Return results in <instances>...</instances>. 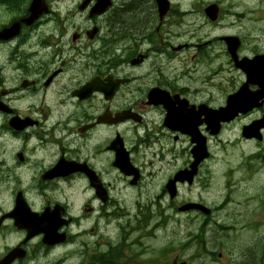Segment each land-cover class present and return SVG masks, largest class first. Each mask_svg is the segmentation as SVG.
<instances>
[{
	"label": "flooded vegetation",
	"instance_id": "flooded-vegetation-1",
	"mask_svg": "<svg viewBox=\"0 0 264 264\" xmlns=\"http://www.w3.org/2000/svg\"><path fill=\"white\" fill-rule=\"evenodd\" d=\"M33 1L0 0V246H28L32 257L37 258L62 245L48 247L42 238L35 237L25 240L27 231L15 225L19 195L30 213H41L62 202L64 216L72 218L59 229L67 234L66 242L73 241L71 233H79L73 225L77 219L104 214L116 194L141 196L149 185L146 181L152 179L162 191L159 198L169 196L168 182L191 167L196 146L180 120L193 117L194 106L201 102L222 106L246 83V94L255 97L262 87L249 80V72L254 70V78L264 76V72L252 64L248 71L238 67L220 37H199L185 45L184 33L171 29L177 12L173 0H169L170 10L163 17L157 0H106L109 5L101 14L94 12L102 0H43V13L30 20ZM73 4H77L76 9ZM220 17L212 25H218ZM184 22L187 31L194 27L191 21ZM263 22L264 16H255L248 25L251 28ZM239 35L240 58L264 54V34L256 38L258 44L253 49L248 47L253 42L248 40V33ZM217 41L220 48L215 46ZM218 49L221 54H217ZM195 59L208 63L212 77L224 80L226 86L221 82L219 91L222 104H213L214 95L206 94L199 84L186 78L185 61ZM185 100L190 104L186 110ZM255 112L260 118L264 105L223 124L214 136L205 125L201 131L212 146L218 143L223 148L243 150L246 146H262L264 129L260 130L261 139L245 136L243 126L226 130ZM212 146L211 157L199 164L194 182H181L175 199L186 185L199 188L194 195L200 193L201 186L207 190L215 172ZM126 156V166L138 168L136 173L129 166L127 171L134 174H126L119 165ZM58 166L66 175L48 177ZM90 170L102 182L108 201L92 183ZM58 181L66 182L69 190L77 187L79 205L77 196L73 202H66L65 197L56 200V195L51 201L50 192L44 188ZM253 194L256 196L255 191ZM39 197L47 202L42 207ZM196 199L212 208L207 198ZM249 207L250 200L241 206L244 212ZM216 211L213 207L208 214L201 210H195V214L204 218V228H211L210 218ZM146 217L140 213L137 222L142 231L147 226ZM86 226L78 238L88 243L85 247L80 244L84 247L80 250L82 264H100L103 244L98 238L83 237L87 236ZM12 234L16 237L11 238ZM37 241L44 245L43 251L32 250ZM206 242L212 244L213 240L208 238ZM113 253L112 262L117 264L120 249L116 247ZM20 262L23 264L24 259L12 264ZM161 263L167 264V260Z\"/></svg>",
	"mask_w": 264,
	"mask_h": 264
},
{
	"label": "rangeland",
	"instance_id": "rangeland-1",
	"mask_svg": "<svg viewBox=\"0 0 264 264\" xmlns=\"http://www.w3.org/2000/svg\"><path fill=\"white\" fill-rule=\"evenodd\" d=\"M195 1L196 3L193 4ZM200 1H204L202 3L203 9L207 5L206 2L215 1L220 3L224 9V12L218 25H212L209 19L205 16L203 10L199 7ZM174 2L177 4L181 3V6L179 7V13H182L184 9V11L190 13H186L188 16L186 21H191L194 23V27L190 31H201L207 27L205 31L212 30L216 31L217 33L221 32L222 34H236L239 36V33L247 32L248 40H253L252 43L248 44V47L251 49L255 48L258 44L256 38L264 34V22L258 26H253L250 28L247 21L244 18L239 19L238 16L245 15L246 13L258 14V8L256 7L258 5V0H242L241 5L237 4V0H191L192 4L190 3V0H174ZM61 4L64 5V2ZM190 8L195 10H191ZM229 9L230 15H228ZM198 12L202 15L203 19H201ZM179 13L177 15V30L183 31L186 30V24L184 23L183 17L184 14L181 15ZM234 14L238 15L233 18L235 22H232L230 19ZM189 15L192 17H189ZM247 20H252V18L248 16ZM253 118H255V115L245 118L239 123V125L249 122ZM248 149V146H246L244 150L239 147H230L226 151V155H224L221 150V146H216L214 148V159L211 161V164H213V168L215 170L214 177L213 180L210 179V182L207 183V190L201 186L200 193L193 196V194L196 193L199 188L197 186L186 187L181 197L177 200V202H174V205H179L182 202L197 200L194 197L203 196L207 198V202L215 206V203L219 200L226 185L231 184L228 188L229 198L225 196L219 202L218 210L216 211L215 215L210 218L213 223L209 222L210 225L208 226L214 227L216 225L223 224L229 218V212L225 209V206L228 204V202L230 212L244 213L241 206L242 204L246 203L247 200H250L251 207L246 209V212H255V214L252 215L250 219L254 220L257 218L259 222L263 221V223L256 227L249 226V228L246 230H240L235 236H223L221 238L223 241L219 243L216 255L214 256L213 254H207L208 259L213 261V264H223V262L225 264H242L243 262L246 264H264V190L258 191L256 188L257 185L264 182V158L254 162L253 165L255 169L252 175L248 173L245 163L243 170L240 166L235 169H231L232 178L229 173H226L230 165L234 163V160L239 158L238 153L242 158L243 152H247ZM258 153L259 151H257V154ZM262 153L264 154V150ZM245 161H247V159H245ZM242 172L248 174L243 175ZM254 182H256V185H254ZM157 184V181H150L148 187L143 191L141 196H138L135 193L129 194L127 196L116 194V196H121L120 200L122 202L121 206L123 208L119 205V203L114 202L105 208L106 210L104 214H100L96 218L94 217L89 220L77 219L76 221L78 222L76 223L75 221L74 228L75 230H78L79 233H71V238L73 239L72 244L57 248L49 252V254L46 256L39 254L37 256V264H46L47 262L51 264V262H53L56 258L64 256L70 257L68 259L65 258L63 260H59V264H62L63 261V264H77L78 262L82 264V252L80 250L84 249L88 243H85L86 241H82L78 238L82 235L85 225L88 223L93 224L95 221L99 223V233L106 240L131 239V243L136 244L139 241L135 238V236L136 232H139L141 239L144 241L143 246H149L150 250L147 253L148 256L159 253L160 250L166 246L169 249L168 258L172 260L174 255H176L173 244L175 241H180L179 251L182 259H180L178 264H185L183 261H186L188 264H209L205 256L196 257V252L193 249L194 235L189 236L188 234V236H185L188 229L195 226L193 220L190 219L193 217L186 215L185 213H179L177 206L173 208L171 199H169L168 196H162V199L156 198L157 194H161V189L157 186ZM245 184L246 187L244 188ZM44 189L50 193H54L56 196L61 193V190L57 186H51ZM243 191H250V193H245L247 195L244 198H239ZM254 191L256 196H254V194L251 195V193ZM55 195L52 197V202L55 201ZM117 198L118 197H116V199ZM39 202L40 207L47 203L46 201H42L40 197ZM72 211L74 213V210ZM140 213L141 215L146 214L149 219L146 226V231H143L145 234H142V231L137 228V222L140 217ZM170 218L172 219L171 222ZM202 220L204 221V218H202ZM176 225H178V229H176ZM219 226H216L214 230L219 229ZM206 229L212 230L210 228ZM192 233L194 234V230ZM101 235L98 238H101ZM189 243H192L193 245L189 246ZM80 244L84 245V247H80ZM122 244L123 243H120V250H122ZM76 246H78V249ZM92 246L93 245H91V247ZM220 252L223 253L222 258L219 256ZM232 260H234V263H232Z\"/></svg>",
	"mask_w": 264,
	"mask_h": 264
},
{
	"label": "water",
	"instance_id": "water-1",
	"mask_svg": "<svg viewBox=\"0 0 264 264\" xmlns=\"http://www.w3.org/2000/svg\"><path fill=\"white\" fill-rule=\"evenodd\" d=\"M106 4H100L99 7L101 9L98 10V13L102 12L105 8ZM160 7L163 8V10L168 8L167 3L165 2V4H160ZM43 9V0H35L34 4L32 5L31 11H32V15L29 18L31 19H35L36 17H38V15L40 14V12ZM207 14L214 20L216 18V14H217V7H215V5H211L210 7H208L207 9ZM33 17V18H32ZM227 42L229 44L230 50L233 54H235V43H237V39L236 37H227ZM225 119H229V118H225V114L221 113L219 115L216 116V119L213 117L212 120V125H218L220 120H225ZM255 128H259L258 126H254ZM199 146L196 148V161L194 162L193 165H197V163L201 160H203L205 157L208 156V152H207V148H206V144L205 142H201L198 140ZM191 181V178H190ZM174 183L175 181H172L169 185H168V190L171 194V197H174L176 194V190L174 187ZM192 208H203V206L198 205V204H194V203H187L184 206L181 207V210H190ZM31 223V222H29Z\"/></svg>",
	"mask_w": 264,
	"mask_h": 264
},
{
	"label": "bare ground",
	"instance_id": "bare-ground-1",
	"mask_svg": "<svg viewBox=\"0 0 264 264\" xmlns=\"http://www.w3.org/2000/svg\"><path fill=\"white\" fill-rule=\"evenodd\" d=\"M186 13H188L187 11H182V14L181 15H183V17H184V20H186V18H188V16H187V14ZM193 13V12H192ZM188 14H190V13H188ZM191 15H189V17H190ZM192 17V16H191ZM254 185H256V182H254ZM246 187V184L244 185V188ZM256 188L257 189H260V190H264V182L263 183H261V184H259V185H257L256 186ZM245 193H250V191H247V192H242V194H240V197L239 198H244L247 194H245ZM78 221H76V223H77ZM73 225H75V224H73ZM77 248H78V246H77ZM66 258V257H65ZM64 258V259H65ZM61 260H63V259H61Z\"/></svg>",
	"mask_w": 264,
	"mask_h": 264
}]
</instances>
